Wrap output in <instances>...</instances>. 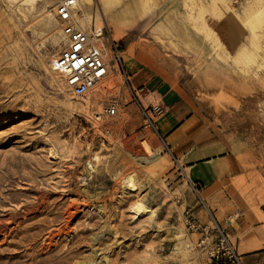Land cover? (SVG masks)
I'll return each instance as SVG.
<instances>
[{
  "label": "rangeland",
  "instance_id": "1",
  "mask_svg": "<svg viewBox=\"0 0 264 264\" xmlns=\"http://www.w3.org/2000/svg\"><path fill=\"white\" fill-rule=\"evenodd\" d=\"M59 1L0 0V264H204L197 194L123 78L91 95L120 104L101 125L63 90ZM115 2L82 3L85 21L196 101L254 177L228 221H264V0Z\"/></svg>",
  "mask_w": 264,
  "mask_h": 264
},
{
  "label": "crops",
  "instance_id": "2",
  "mask_svg": "<svg viewBox=\"0 0 264 264\" xmlns=\"http://www.w3.org/2000/svg\"><path fill=\"white\" fill-rule=\"evenodd\" d=\"M125 66L132 85L147 89L142 102L161 106L162 114L155 121L160 138L188 181L201 185L200 193L237 244L244 264H264V221H228L241 207L250 209V195L243 191L252 187L254 177L244 157L229 149L196 101L181 88L142 63L139 70L130 60ZM195 207L196 216L205 222L203 212Z\"/></svg>",
  "mask_w": 264,
  "mask_h": 264
},
{
  "label": "built area",
  "instance_id": "3",
  "mask_svg": "<svg viewBox=\"0 0 264 264\" xmlns=\"http://www.w3.org/2000/svg\"><path fill=\"white\" fill-rule=\"evenodd\" d=\"M76 5L77 0H60L53 14L60 23L62 37L61 51L54 62V71L62 76L65 90L75 100L83 101L107 78L120 75L129 96L139 105L146 127L158 131L155 121L162 114V108L159 105L145 107L141 103L140 98L145 88H135L132 85L126 71L122 43L114 39L109 28L104 25L84 30L76 18ZM98 105L102 107V111L92 112V123H101L118 115L120 104L116 99L99 100ZM94 108L95 105L92 104L90 110ZM191 186L197 194V205L206 220L201 222L189 210L187 225L193 234L199 235L196 248L204 264H244L237 244L200 193L201 185Z\"/></svg>",
  "mask_w": 264,
  "mask_h": 264
},
{
  "label": "bare ground",
  "instance_id": "4",
  "mask_svg": "<svg viewBox=\"0 0 264 264\" xmlns=\"http://www.w3.org/2000/svg\"><path fill=\"white\" fill-rule=\"evenodd\" d=\"M82 1V3H83V6H84V8H91L92 7V0H81ZM120 1L121 0H116V2L115 3H120ZM82 3L80 2V0H77V5H76V18H77V20H78V22L80 23V26L84 29V30H88V29H92V27H90V26H88L87 25V22L85 21L86 19H85V13H84V8H83V6H82ZM54 12V11H53ZM262 14H264V13H262ZM261 14V15H262ZM258 22V21H257ZM251 23H254L255 25L257 24V23H255V21H252ZM99 27H101V26H99ZM211 33H213V32H211ZM60 35H61V26H60ZM214 35V34H213ZM113 37H114V39H116V40H118L116 37H115V35H113ZM211 37V36H210ZM212 38V37H211ZM254 38L255 39H257L258 40V34H255L254 33ZM61 39H62V37H61ZM257 42V41H256ZM245 52H243L239 57H244L245 56ZM55 62V61H54ZM54 62H53V64L51 65V67H52V70L54 71L55 69H54ZM127 74H128V72H127ZM129 75V74H128ZM111 77H113V76H111ZM116 77V76H115ZM110 78V77H109ZM109 78H107L105 81H107ZM104 81V82H105ZM103 82V83H104ZM102 84V83H101ZM100 85V84H99ZM98 85V86H99ZM110 85V84H109ZM98 86L91 92V94H89V96H88V98H86L85 100H83L84 102H86V101H88V102H86V109H88L89 107V109H91V106H92V104L93 105H95V102L97 103V102H99V100L96 98V99H92L91 98V95L94 93V91L96 90V89H98ZM106 86V85H105ZM62 88H63V90H65V88H64V81H63V85H62ZM108 89V88H107ZM66 91V90H65ZM67 92V91H66ZM68 93V92H67ZM70 95V94H69ZM71 96V95H70ZM71 98L72 99H74L72 96H71ZM89 103V104H88ZM88 109V110H89ZM102 111V110H101ZM100 111V112H101ZM99 112V111H98ZM92 117V116H91ZM103 122H105V121H103ZM103 122H101V123H95V124H97V125H101V124H103ZM142 147L144 148V150H145V152H146V154L148 155V157H150V158H153L152 156H154V152H153V148H152V146L150 145V143L146 140V139H143L142 140ZM147 157V158H148ZM155 157H157V156H155Z\"/></svg>",
  "mask_w": 264,
  "mask_h": 264
}]
</instances>
